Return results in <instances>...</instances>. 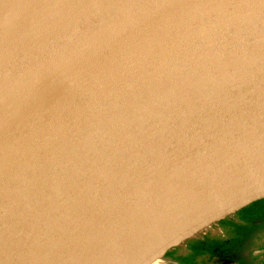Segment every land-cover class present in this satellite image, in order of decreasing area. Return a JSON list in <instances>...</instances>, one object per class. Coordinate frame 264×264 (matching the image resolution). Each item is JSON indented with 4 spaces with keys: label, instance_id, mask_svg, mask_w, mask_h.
Instances as JSON below:
<instances>
[{
    "label": "water",
    "instance_id": "obj_1",
    "mask_svg": "<svg viewBox=\"0 0 264 264\" xmlns=\"http://www.w3.org/2000/svg\"><path fill=\"white\" fill-rule=\"evenodd\" d=\"M264 198V0H0V264H137Z\"/></svg>",
    "mask_w": 264,
    "mask_h": 264
},
{
    "label": "flooded vegetation",
    "instance_id": "obj_2",
    "mask_svg": "<svg viewBox=\"0 0 264 264\" xmlns=\"http://www.w3.org/2000/svg\"><path fill=\"white\" fill-rule=\"evenodd\" d=\"M263 200L253 201L214 222L217 227L212 233L202 232L185 239L182 252L166 251L164 255L178 264H205V257L213 260L210 264L215 259L230 264H264V208L260 207ZM247 207L254 212H245Z\"/></svg>",
    "mask_w": 264,
    "mask_h": 264
},
{
    "label": "rangeland",
    "instance_id": "obj_3",
    "mask_svg": "<svg viewBox=\"0 0 264 264\" xmlns=\"http://www.w3.org/2000/svg\"><path fill=\"white\" fill-rule=\"evenodd\" d=\"M263 203H264V200L262 201L261 204H263ZM260 207L264 208V204H263L262 206H260ZM244 211L247 212V213H249V214H251V213L254 212V210L251 209V208H249V207H247V209H244ZM216 227H217V224H216V223H215V224L212 223L209 227H207V228H205V229H202V230L198 231L197 233H195L194 235H192V236L189 237V238H191V239H192V238H195V237L199 236L200 234H202V232L212 233V231H215ZM213 241L218 242V241H220V240H218V239H214ZM209 242H212V241H209ZM219 243H220V242H219ZM223 245H224V244H223ZM226 246H227V245H226ZM183 250H184V243H183V241H182V242H180L178 245L173 246V247L167 249L166 251H167V252L169 251V254H170V252H171V253H172V252H182ZM166 251H165V253H166ZM206 252H207V251H206ZM158 259H160V260H159V262H157L156 264H178V263H176L175 261H173L169 256H166V255H163L161 258H158ZM204 259H205V261H206L205 264H210L211 262H213L212 259H208L207 257H205ZM214 262H215V263H213V264H230L229 262H223L221 259H215ZM202 263H203V262H202Z\"/></svg>",
    "mask_w": 264,
    "mask_h": 264
},
{
    "label": "bare ground",
    "instance_id": "obj_4",
    "mask_svg": "<svg viewBox=\"0 0 264 264\" xmlns=\"http://www.w3.org/2000/svg\"><path fill=\"white\" fill-rule=\"evenodd\" d=\"M161 254L160 253H156V254H149L146 257H144L142 260H140L137 264H156L157 262H159L161 258Z\"/></svg>",
    "mask_w": 264,
    "mask_h": 264
}]
</instances>
